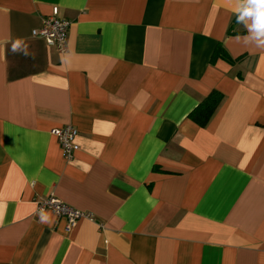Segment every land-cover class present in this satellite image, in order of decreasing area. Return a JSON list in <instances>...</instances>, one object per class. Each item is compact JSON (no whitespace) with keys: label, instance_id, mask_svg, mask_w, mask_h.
Masks as SVG:
<instances>
[{"label":"crops","instance_id":"1","mask_svg":"<svg viewBox=\"0 0 264 264\" xmlns=\"http://www.w3.org/2000/svg\"><path fill=\"white\" fill-rule=\"evenodd\" d=\"M243 2L0 0V264H264V37L232 23ZM54 9L62 53L31 35ZM218 43L239 60L211 63ZM48 195L93 220L42 221Z\"/></svg>","mask_w":264,"mask_h":264},{"label":"built area","instance_id":"2","mask_svg":"<svg viewBox=\"0 0 264 264\" xmlns=\"http://www.w3.org/2000/svg\"><path fill=\"white\" fill-rule=\"evenodd\" d=\"M69 21L60 18L57 10L54 9L52 14L41 18V25L37 29H33L31 35L35 38L43 40L46 45L55 47L59 52L65 51V43ZM50 133L56 137L60 149L66 159H71L74 153L79 149L75 138L77 129L71 125L57 127L51 129ZM51 211L57 217L65 220L66 231H71L80 219L93 220V216L89 212L80 211L74 207L61 201L54 195H48L36 204V212L43 213Z\"/></svg>","mask_w":264,"mask_h":264},{"label":"trees","instance_id":"3","mask_svg":"<svg viewBox=\"0 0 264 264\" xmlns=\"http://www.w3.org/2000/svg\"><path fill=\"white\" fill-rule=\"evenodd\" d=\"M244 2L240 6L238 12L232 18V23L242 21L243 19H238L240 15V10L243 8ZM246 18V17H245ZM231 33V29L228 30V34ZM217 58L223 59L228 63H234L239 59H233L229 56L226 49L218 43L212 53L211 63H213ZM222 100V95L218 92L213 91L204 100H202L192 111L189 112L188 118L196 123L199 127H205L206 124L211 119L216 108Z\"/></svg>","mask_w":264,"mask_h":264},{"label":"clouds","instance_id":"4","mask_svg":"<svg viewBox=\"0 0 264 264\" xmlns=\"http://www.w3.org/2000/svg\"><path fill=\"white\" fill-rule=\"evenodd\" d=\"M250 18L252 24L249 26L250 30L255 31L257 37H264V0H244V6L240 10L238 19ZM259 46L264 48V39L259 41ZM12 50H17V45L13 44ZM42 221L48 220V215L41 213Z\"/></svg>","mask_w":264,"mask_h":264}]
</instances>
